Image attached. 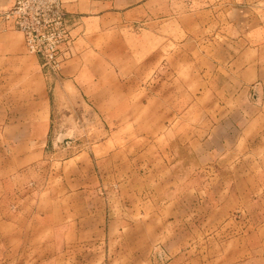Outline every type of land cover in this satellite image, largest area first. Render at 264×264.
Wrapping results in <instances>:
<instances>
[{
	"label": "crops",
	"instance_id": "crops-1",
	"mask_svg": "<svg viewBox=\"0 0 264 264\" xmlns=\"http://www.w3.org/2000/svg\"><path fill=\"white\" fill-rule=\"evenodd\" d=\"M62 1L75 41L54 79L4 20L12 0H0V264H264L261 22L228 74L199 87L171 76L173 92L159 77L157 90L142 88L164 101L156 122L129 118L109 140L88 143L58 132L57 117L100 83L106 37L137 27L158 47L169 34L173 46L182 45L176 35L197 43L199 14L213 13H199L197 0ZM141 63L150 65L148 53ZM120 97L130 92L110 91L107 112ZM167 97L190 101L166 108Z\"/></svg>",
	"mask_w": 264,
	"mask_h": 264
},
{
	"label": "rangeland",
	"instance_id": "rangeland-1",
	"mask_svg": "<svg viewBox=\"0 0 264 264\" xmlns=\"http://www.w3.org/2000/svg\"><path fill=\"white\" fill-rule=\"evenodd\" d=\"M12 5L13 0L2 16L14 28L13 21L5 17ZM194 5H197L199 13L206 10L213 13L211 20L206 18L205 13L199 14L198 25L199 27L204 25L206 29H202L196 36L197 43L193 41L195 40L194 36L186 37L187 40H185L184 36L176 35L184 47L179 42L173 46L172 44L175 42L169 34L165 36V43L158 47L160 43L156 42L157 39L143 40L141 32L136 31L137 27H131L133 31L124 28L109 34L106 37V45H103L105 49L97 52L99 57H102L106 62V65L101 68L100 83L92 87L86 93L87 95L82 91L80 97L66 101L68 109H63V114L57 117L58 132L66 134L67 139H83L88 143H93L103 139L109 140L111 128L116 125H124L129 118L128 122L138 124L143 121L156 122L158 109L161 108L159 107L161 106L160 103L164 101L143 97L142 92L145 90L142 88L146 87V84L150 85L151 91H155L159 88L158 78L165 77L168 84L166 90L173 92L178 89L174 85L178 78L180 81H192L198 87L209 80L211 76L219 80L221 73L228 74V68L225 69L227 63L236 58L241 49L253 46V27L259 21L264 38V0H197ZM255 16L257 20L254 19ZM242 23H245V38H242L241 35L243 33ZM173 26V24H168L167 28L171 29ZM66 28L69 31V42L62 46L60 53L63 60L62 65L70 58L75 41L72 31L67 25ZM145 42L150 46L148 51L142 50V45ZM190 43L194 46L191 51ZM161 46L163 50L158 51ZM146 53L149 54L150 65L141 67L142 56ZM160 59L163 62L157 66V61ZM112 61L113 63L119 62L117 67L108 65ZM127 61L132 62L133 65L126 66ZM62 65L56 76L48 75L44 70L43 73L47 77L57 79ZM113 70L115 71L112 72ZM113 75L118 76V82ZM127 75L132 76L130 80H128ZM176 75L178 76L175 78L176 80L171 82L169 78ZM255 85L257 84L251 85V101H256L255 95H253L257 94L254 89ZM115 90L123 91L125 95L126 92H130L131 98L123 100V97H120L117 113L110 114L107 112L110 100L105 97L110 91ZM189 101V99L175 100L172 97H167L165 106L169 108L178 103L184 107ZM127 109L131 110L129 114L126 113ZM149 110L151 111L148 112ZM123 133L125 134L124 128L114 133V136L118 138L119 134L122 136ZM163 260V256L159 255L158 262L161 263Z\"/></svg>",
	"mask_w": 264,
	"mask_h": 264
},
{
	"label": "built area",
	"instance_id": "built-area-1",
	"mask_svg": "<svg viewBox=\"0 0 264 264\" xmlns=\"http://www.w3.org/2000/svg\"><path fill=\"white\" fill-rule=\"evenodd\" d=\"M62 0H13L5 17L12 20L28 54L39 59L48 75L56 76L62 65V46L69 42Z\"/></svg>",
	"mask_w": 264,
	"mask_h": 264
}]
</instances>
